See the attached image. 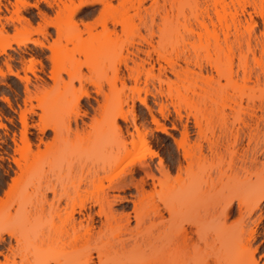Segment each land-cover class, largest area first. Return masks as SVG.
<instances>
[{
    "label": "rangeland",
    "instance_id": "rangeland-1",
    "mask_svg": "<svg viewBox=\"0 0 264 264\" xmlns=\"http://www.w3.org/2000/svg\"><path fill=\"white\" fill-rule=\"evenodd\" d=\"M23 1L35 2L0 0V42L8 45L4 50L0 48V236L16 248L15 255L6 261L4 255H10L8 245H0V264H71L86 253H90L96 262L94 241L79 251H73L69 244L70 230L62 222L70 210L63 208L66 195L73 196L76 201L88 199L86 204L90 205V193L92 198L97 196V188L92 183L100 181L106 186L109 181L128 179L129 172H133L136 180L144 177L150 184L151 176L145 177L141 164L149 165L154 181L168 179L184 183L197 174L195 166L194 173L185 171L184 167L189 161L196 164L201 154L207 156L206 164L212 166L216 186L233 188L229 193L232 212L227 221L228 228L217 234L216 245L233 242L236 245L233 258L257 247L256 256H260V262L264 264V154H259L258 163L248 169L251 183L236 187L242 176L243 169L240 171L241 167H238L243 148L249 146L264 151V126L259 125L258 130L248 134L247 128L244 130L242 123L235 121V118L247 120L250 115L252 118L264 117V0H216L215 3L214 0H142L140 16L144 21L134 19L131 37L127 38L129 35L124 34L120 25L108 24L119 40L125 42L114 93L109 91L111 71L86 66L83 54L91 47V37L101 31L100 22L105 18L101 6L88 5L73 14L71 20L69 10L62 12L60 9L59 12L57 7L50 8L41 0H38V7L24 6ZM169 2H174L172 7ZM14 3L17 6L14 7ZM215 11L223 18L218 20ZM40 12L44 14L40 15ZM180 13L189 21L192 32L183 30ZM192 14L198 17L208 14L212 19V24L206 19L207 33L201 31V40L195 36L200 30ZM26 19L28 22L24 21ZM247 21L253 24L249 25ZM172 26L178 28L174 30L177 36L173 31V38ZM40 29L45 32L43 35ZM183 31L187 43L182 44V50L181 38L177 37ZM211 34L219 38V47H212ZM226 34L228 39L224 42ZM23 38L32 42L17 45ZM171 38L174 41L176 38L179 44ZM206 38L211 44L208 51L203 49ZM167 41L169 45L171 42L175 45L165 44ZM39 42L45 47L53 42L55 45L49 49L39 46ZM79 44H82L80 49ZM160 53H164V57L160 58ZM194 54L199 56L200 69L198 63L197 66L193 64L197 62ZM184 56L189 57L188 61H195L186 64L182 61ZM227 56L231 61V80L228 78V81L225 74L226 79L221 76ZM169 57L177 63L173 65L176 72L178 67L180 79L179 66L182 65L191 73L200 71L203 77L211 79L210 95L202 96L203 91L198 88L208 89L203 83L197 82L196 87L191 85L190 88L182 85L178 75L174 74L176 72L169 69V59L166 60ZM216 62L222 63V66L218 64V69L222 68L219 72L215 69ZM124 63L129 68H136L135 71L126 68ZM97 83L107 97L96 93ZM220 87L222 92L218 90L221 92L218 94L216 90ZM192 89H196L199 96L193 95ZM84 91L88 97L81 94ZM183 95L193 102V107L192 102L191 106L184 101L183 104ZM51 104L55 105L56 117L45 116ZM112 105L125 117L118 119L121 129L117 135L111 134L105 125L113 112ZM195 114L199 123L194 119ZM21 116L25 119H22L24 125ZM22 130L29 138L30 152L22 157L19 170L11 159L19 158L14 152L16 143L21 149L26 148L20 141ZM184 130L188 133L184 143L189 155L186 158L181 148ZM137 131L143 135L145 146L140 143ZM130 132L134 143L130 141ZM236 132L239 140L233 144ZM13 137L16 143H13ZM81 166L83 171H79ZM93 166L99 168L95 174L90 172ZM160 166L163 172L159 170ZM79 177L84 179L76 193ZM39 184L49 186L44 203L38 195ZM133 192L129 189L120 194ZM114 193L109 191V195ZM246 197L251 198V202L248 205L240 203ZM256 202L258 207L254 208ZM156 205L160 207L162 203L155 196L137 208L144 216L137 230L151 229L154 234L172 238L180 228L189 229V215L169 220L166 211L164 224L152 225L145 216L151 215ZM111 207L117 215L108 234L115 235L123 224L119 212L123 207L130 211L131 204L115 203ZM92 209L108 212L104 202L93 205ZM100 219L104 220V217H95L96 227L100 225ZM242 219L248 229L256 226L258 231L257 237L246 246L238 245L236 237ZM135 224V220H131L129 227L136 228ZM11 233L17 236L18 242L10 237ZM187 252L189 250L181 243L170 254L158 255L154 260L180 258ZM124 255L125 252L115 250L101 260H119Z\"/></svg>",
    "mask_w": 264,
    "mask_h": 264
},
{
    "label": "bare ground",
    "instance_id": "bare-ground-1",
    "mask_svg": "<svg viewBox=\"0 0 264 264\" xmlns=\"http://www.w3.org/2000/svg\"><path fill=\"white\" fill-rule=\"evenodd\" d=\"M41 1L44 2L50 8L57 7L58 9L57 8L55 9H57L59 12H61L60 9H63L62 12H64L65 9L66 11L69 10L68 13L71 20L73 18L72 17L73 14H75L78 11H81L84 7L88 5L99 4L101 6V12L105 15V18L100 22L101 31L97 35L92 36L93 38L91 37V47L83 54L86 60L85 61L86 66L95 69L96 68H103L104 70L109 69L111 71V75L108 79L109 91L110 93H114L116 91L117 82L119 80V64L123 60V49L125 42L124 40L123 41H121V39L119 40L118 36L115 34V31L109 29L108 24H111L112 26L120 25L124 34L129 35L127 36V38L131 37L132 35L130 32L135 29L134 19L138 18L140 22L144 21L140 16V7L142 5V0H116V4H114V0H77L78 1L77 3H75L76 0H41ZM215 1L216 0H214V3ZM220 2H223V0H220ZM170 4L172 7L174 2L173 3L171 2ZM14 5L17 6L16 3H14L13 6ZM23 5L38 7V0H35L33 4H29L23 1ZM58 11H56V13H59ZM180 12H181V8H180ZM42 14L44 13H41L40 15ZM180 14L183 17L182 19L183 30L186 32H192V29L189 28L190 24L188 25L189 21L184 16V14L183 15L182 13ZM215 15L218 20L223 18V16L218 15L217 11H215ZM198 16L195 14L193 15L194 19L193 18L192 19L195 21V23L198 26V29L200 30L198 32L196 31V35L194 32V35L201 40L202 37L201 31L204 30V32L206 31L205 33H207V20L209 21V23L212 24V19L208 14H205V16H200V17ZM165 18L167 19V17ZM27 20L28 19L24 21L28 22ZM69 23H73V22L70 21ZM151 23H153V18L151 19ZM239 23L240 21L237 20L238 25ZM246 23L249 25L253 24L252 21L251 22L247 21ZM52 25L54 24L52 23ZM176 29L174 27L172 29V34H171L172 38L176 33L175 32ZM41 30L42 29H40V31ZM184 31L182 32L181 35L178 34L177 37V39L181 38L180 39L181 40L180 43L182 46L181 49L183 48V45L187 43L185 40L186 35ZM41 32L42 35L45 33L43 31ZM167 34L168 33H166L165 37L168 36ZM182 35H184V37H182ZM175 36H177V33ZM227 36L228 34L223 36L224 42L226 39H228ZM210 38H212V43H211L212 47L213 46L215 48L219 47L220 42L217 35L211 34ZM177 39L175 38V41L173 39H172L173 41L172 40L171 41L176 43ZM28 42H32V41H29L27 38H23L17 41V45L23 46L26 45ZM171 43H170L171 46L175 45L174 43L173 44ZM165 44L169 45L168 41ZM178 44L176 43V45ZM211 44L209 42V39L206 38L205 44L204 45L202 44L203 49L205 51H208L209 46ZM41 45L42 47L43 46L45 47V45L42 42L39 44V46ZM54 45H55L54 42L49 43V45H46L45 48L51 49L52 46ZM80 46H82V44H79L78 47L79 49ZM6 47L8 48L7 44L0 42V48L2 50H4ZM61 51L62 50H60V52ZM163 54L164 53L159 54L161 56L160 58L164 57ZM183 54L184 53L181 54V58ZM206 54H204V56ZM195 57L193 56V58ZM198 57L199 56H197L195 59L197 62H193V64L196 63V66L199 64L197 60ZM227 57L229 64L228 62H226ZM227 57H225L226 60L224 61L225 64H223L224 65L223 71L220 70L221 67L218 69L219 63L216 62V64L215 63L214 64L216 67L215 69H217L218 72L221 71L222 75L221 74L220 75L224 76L225 79L227 76L226 80L228 81L229 79L231 80V69L229 67L231 61H229L230 57L229 56ZM184 58L182 61L183 62L185 61L184 63L186 64H189L188 62L195 61L192 60V58H191L192 61H188L189 57L187 59L185 58V60ZM166 60H168L170 65V68L169 67L168 68L170 70L172 69L173 73L176 72L175 66L173 65L176 62L170 61L171 60L170 57L167 58ZM221 64L222 63H220L219 65L222 66ZM124 65L126 68H129L126 63H124ZM182 66L181 67L179 66V68L181 69L179 70L181 71V76H180L181 79L179 78L180 72L178 73V67L176 68L177 72L174 73L175 75L176 74L178 75V78L181 80V84L187 85L186 87L190 88L191 85L196 87L197 82L203 83L208 87V89L198 88L200 91H203L202 96L206 97V95L208 94L210 95L212 86H210L209 83L211 79L207 77H203L200 71L198 73L199 75L197 73L194 74L188 71V69H183ZM133 68L134 67L132 68L130 67L129 69L135 71L136 68L134 69ZM197 68L200 69L201 64H199ZM147 73L151 74V71L150 72L148 71ZM191 74H194L196 77L194 75L192 76ZM25 82L28 81L25 80ZM25 82H24V87H26ZM229 83L231 82L229 81ZM95 87H96V93L102 95L103 97H107V94L103 92L102 87L98 85V83L97 86ZM221 88L222 87H220L217 90L216 89L214 90H216V92L218 90L221 91ZM26 89L28 90V88ZM220 91L217 93L220 94L222 92ZM191 93L197 96H199L200 94L196 91V89H192ZM81 94L85 97L89 96L85 91L82 92ZM181 99L182 102L184 101L187 104V106L189 104H190L189 106H191L192 101H189V98L186 97V95H183ZM5 101L8 103V100ZM211 101L214 100L212 99ZM184 102L183 104L185 105ZM193 105L194 104L192 102L191 107H193ZM112 107H113V112L110 115V117L105 121V125L107 130H109L111 134L117 135L120 133V129H121L118 124V119L119 118L125 119V117H122V114L113 105ZM46 110L47 111H45V116L47 117H56L58 115L54 104L49 105ZM194 116H195L194 119L197 121V123H199L197 117L198 115L195 114ZM248 118L247 120H244V118H238V119L235 118L236 122L238 121V123L239 122L242 123L243 125L242 128L245 127L247 128L248 134L251 131L258 130L259 125L264 126L263 116H256V117L253 116V118L251 116L250 119ZM22 119H24V117L22 118L21 116V121L23 122L21 123L22 125H24L25 119L24 120ZM246 128L244 130H246ZM136 133L142 146H145L146 143L143 138V135L138 133V131ZM20 135H21L20 141L23 142L22 146L25 143L26 148L25 150H23L24 147L21 149V147L15 142V139L13 137L12 139L13 143L17 144V145L15 144L16 147L14 148V152H16L19 155V158L12 157L11 159L13 164H15V166L19 170H21L22 157H24V155L27 152H30L29 138H27L25 134V130H22ZM182 135H183V144H181V148L183 150V155L186 158V156L189 157V155L187 149L184 146V143L188 137V133L184 130ZM129 136L131 137L130 141L134 143L133 134L131 132L129 133ZM41 139L39 142H41ZM238 140H239L238 132H236V135L234 136L233 144H235V142ZM122 141H123L122 143L125 144L124 140ZM38 146L39 144H37L36 147ZM243 150H244L243 155H241L242 157H240L242 158L241 164L238 167V168L241 167L240 171L243 169L242 176H239L238 182L236 183V187L239 188L246 187L251 183V179L248 176L249 173L248 169L252 166H255L258 163L257 159L259 154L260 155L264 154V151H261L260 148H249V146H247L245 149L243 148ZM209 151L212 152L211 149H209ZM248 155L249 157H247ZM206 159L207 156L201 154L196 164L189 161L188 165L184 167L185 171L192 170L191 173H194L196 168L195 173L197 174L193 175L191 179H189V181L184 183L176 182V181L172 182L168 179H161L154 181L153 176L150 174L149 165L141 164L140 169L145 174V177L149 175L151 176L152 181L150 184L147 183L144 177L139 180H136L133 177V172H129L128 179L122 178L114 181H109L106 186H102L100 181L98 183L96 182L92 183L93 187L97 188L96 190L97 196L92 198L93 195L92 193H90V196H88L89 198H91V201L89 202L90 205L86 204V201H88V199H79V201H76V199L73 196L67 194L65 197V204L63 208L65 209L69 207L70 210L66 212L62 222L65 226H68L70 230V234L68 235L69 244L73 249V251H79L87 247V245L91 241H94L95 242L94 250L96 252V258H97V261L95 262L93 260L94 257L90 253H86L79 260L71 264H261L260 256H256L255 253L257 251V247L254 248L253 250L247 249L243 253V255H240L237 258H233L232 255L235 252V246H236L234 245L233 242H226L221 244L220 246L216 245L215 239L217 234L225 232V230L228 228L227 221L231 217V212H232L230 209L231 200L229 199V193L233 188H229V187L218 188L216 186L214 181L212 166L206 164ZM159 164H160V160H159ZM93 167H94L93 171L90 172L95 174L99 170V168L98 167L96 168L95 166ZM83 168H84L83 166L79 167V171H83ZM87 169L88 171L90 170L89 168ZM159 170L163 172V168L161 166ZM79 178L80 180L76 186V193H79L80 183H82L84 179L82 177ZM47 189H49V186L45 184L44 185L39 184L38 195L41 200V203L46 202ZM129 189H133L134 192L126 195L120 194V192H125V190H129ZM109 191H115L116 193L109 195ZM155 196L161 200L162 206L159 207V205H156V208L153 210L152 214L151 215L147 214L145 216L146 218H148V220L152 225L154 226L163 225L165 220L164 212L166 211L169 220L180 218L182 215H189L191 217V221L189 222L190 225L189 229L183 228L181 230L180 228L177 234L174 235L172 238L161 237L159 234H154L151 229L145 231L137 230L138 225H140V223L144 219V216L137 211V208L146 199H150L152 201L155 198ZM102 202L106 203L108 212L104 213L102 209H99L98 211H93L92 209L93 205H101ZM250 202H251V198L246 197L240 203L244 205H248ZM115 203H129L131 204V209L130 211H128L125 210L124 207L122 208L121 212H119L118 214L119 219L123 222L121 229L115 235H111V234L109 235L108 232H110L111 230L110 224L112 221L115 220L117 215L112 210L111 207L112 204ZM175 204L178 205L176 206ZM257 207H258V202L254 203V208ZM58 212H60V210H58ZM58 212H56V215L59 217ZM96 216H98V218H101V216L104 217V220L100 219L101 223L98 227L95 226ZM240 218H243V216L241 215ZM131 220H135L136 228L131 229L129 227ZM9 235L10 237H13L16 242L19 241L16 235L12 233ZM257 235H258V231L256 226L248 229L244 219L240 221L236 229V237L237 239H239L238 245L246 246L250 244V242L254 240L257 237ZM47 239H49V237H47ZM5 243H7L8 245L7 251L10 255L5 254L4 257L5 260L8 261L12 256L15 255L16 248L10 244V241L6 242L5 238L0 236V245H4ZM181 243L184 248L189 250V252H187L180 258L163 260V261L154 260L155 257H157L158 255L164 256L170 254L178 246H181ZM128 246H131V248L127 249ZM115 250H120L122 252H125V255L119 260L118 259L101 260L102 257L108 255L110 252Z\"/></svg>",
    "mask_w": 264,
    "mask_h": 264
}]
</instances>
